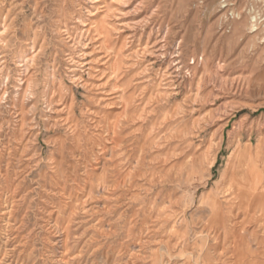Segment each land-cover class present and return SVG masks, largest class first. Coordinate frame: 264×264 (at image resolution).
<instances>
[{"label": "rangeland", "instance_id": "1", "mask_svg": "<svg viewBox=\"0 0 264 264\" xmlns=\"http://www.w3.org/2000/svg\"><path fill=\"white\" fill-rule=\"evenodd\" d=\"M0 264H264V0H0Z\"/></svg>", "mask_w": 264, "mask_h": 264}, {"label": "bare ground", "instance_id": "2", "mask_svg": "<svg viewBox=\"0 0 264 264\" xmlns=\"http://www.w3.org/2000/svg\"><path fill=\"white\" fill-rule=\"evenodd\" d=\"M253 19H255V18H253ZM252 27H254V26H252ZM252 27H251V28H252Z\"/></svg>", "mask_w": 264, "mask_h": 264}]
</instances>
